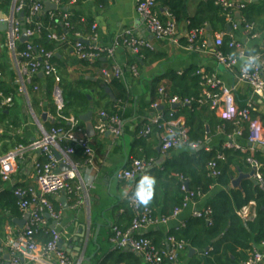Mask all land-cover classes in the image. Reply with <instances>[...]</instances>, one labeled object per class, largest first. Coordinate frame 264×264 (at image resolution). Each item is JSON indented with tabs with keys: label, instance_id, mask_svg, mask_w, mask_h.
Returning <instances> with one entry per match:
<instances>
[{
	"label": "crops",
	"instance_id": "1",
	"mask_svg": "<svg viewBox=\"0 0 264 264\" xmlns=\"http://www.w3.org/2000/svg\"><path fill=\"white\" fill-rule=\"evenodd\" d=\"M75 1V4H66L62 9L69 14L73 29H76L83 37L87 38L93 35L92 27L95 25L94 33L97 43L111 48L115 39L122 37L126 31L130 30L153 47V51L143 50L139 56H133L128 50L119 47L115 50L112 60L103 58L101 59V64L91 66L78 61L74 56L73 43L75 38L73 35L66 36V43L58 44L50 41V45L53 46V53L58 61L54 66L60 77V85L66 90V93H71L74 89H77L79 83H85L80 87L81 90L79 92L89 96L90 106L86 113L90 110L93 113L91 122L94 126L95 135L88 138L94 151L95 162L93 166H84V158L80 151H77L73 160L79 165V178H77L76 183L72 184L73 193L70 195L62 194L56 198L49 197V199H54L58 203L56 207L52 205L54 210L59 211L62 216L57 229L65 233L64 240L68 245L70 253L67 254L70 258L76 261L80 256H83L82 264H104L105 259L113 252L109 241L112 229L128 230L130 227V213H132L126 199L129 184L119 181L116 178V174L126 170L132 160L140 158L145 162L146 157L151 152L160 153L159 158L151 159L149 162L150 166L140 176L145 179L149 174L151 182L148 189L150 206L153 208L157 218H160L163 212H167L164 209L170 207V199L175 186L166 179L157 180V175L163 172V166L170 157H177L183 152H191L189 150H192L182 145L173 149L171 155H168V152L162 153L161 150L158 151L160 134L154 131L155 129L143 142V150L136 149L140 139L138 133L155 115L151 106L154 104L152 101L157 88L169 86V77L171 75L181 76L190 70L213 75L225 87L233 89L234 102L237 108L243 109L250 105L252 118L261 121L263 126L264 100L253 98L249 86L238 81V68L228 71L218 65L212 55L214 48L213 46L209 47L208 42L211 41L213 44L215 35L221 33L214 31L208 22L205 21L203 24L207 39V49L191 51L187 48L186 36L190 22L201 19V17L203 19L212 17L208 11V6L215 0H166L167 3L162 2L165 0L158 1L156 13L159 17L168 10L173 11L176 15V43L157 41L147 32L136 14V0ZM231 1L242 4L252 10H261L264 6V0ZM11 9L12 3L7 8L0 9V17L3 15L6 18L9 17ZM43 13L46 12L43 11ZM42 14L35 18H39ZM35 18L32 19V27L39 24L34 21ZM26 19L23 18L21 20L19 16L22 31L25 30L26 25L23 22ZM233 19L237 24H240V21L242 22L240 12H234ZM250 27L252 29L251 32L241 25L238 30L230 32L243 51V57L238 64L243 63L249 57H256L261 54L260 48L264 42V15L256 17ZM55 35L58 36L57 33ZM252 35H256L257 38H253ZM35 39H28L27 43L35 44ZM24 44L26 45V43ZM18 50H20V42ZM115 65L121 67L124 71V77L118 82L125 90L124 99L116 103L122 113V133L118 138H114L109 133L99 134L95 130L100 121V113L110 108L111 104L115 102L117 94V90L114 87L104 88L103 85L107 84L102 79L101 71L109 70ZM130 66L136 67V75H133L128 70ZM0 73L2 76L0 85L4 88L3 91L5 93H9L8 96L13 101L12 107H0V112L6 110L3 117L0 116V157L5 156L19 145L26 147L37 140L40 136L39 127L46 131L53 127H67L57 117L53 102L55 84L52 77L39 74L40 80L33 86L37 87L38 91L35 92L33 88L29 87L28 99L20 93L16 84V70L9 53L5 33H0ZM106 90L109 91V94L106 93ZM164 110L169 109L164 106ZM176 110L173 111L175 112ZM213 115L218 119L214 113ZM71 116L79 120L82 115ZM176 119L181 120L185 125L184 118L176 117ZM80 127L86 132L85 125L81 121ZM222 129L207 137L205 144L194 150L205 149L206 152H209L223 147L228 138L233 137L234 132L224 134ZM247 131L250 133L248 129ZM233 138L234 143L245 150L244 153L255 159V153L259 150L255 149L251 152L248 138L244 139L242 136ZM40 159V154L26 151L23 159L17 163V172L10 181L3 183L0 179V195L5 192H13L16 187L36 190L37 185L33 165L35 161ZM231 169L236 172L233 180L237 179L240 174L249 175L253 171L248 163L245 166L243 165L242 170H236L235 167H231ZM244 181L250 182L253 186L258 185H255L249 179L242 180L241 185ZM78 187H80L79 190ZM229 189L235 188L230 185ZM223 190L224 188L219 186L211 187L206 195L183 210L176 219L171 220L166 225L149 228L140 233V236L149 235L151 239L156 240L159 235L166 237L171 231L183 228L186 222L190 219H195L193 218L194 212L205 210L208 201ZM70 196L75 200L70 198ZM62 197L66 199V209L57 201V199ZM53 223L48 218L49 228L52 227ZM21 224L22 227H20ZM24 224L25 219L19 211L18 215L12 218L7 212L0 211V244L7 240L11 230L21 229ZM83 230L85 233L84 241L80 252L77 253ZM41 239L42 237H39V241ZM254 250L264 254L263 245L254 247ZM196 254L195 252L193 256ZM180 256H183V252ZM190 259L188 254V260L180 264H189ZM139 260L144 264L141 258Z\"/></svg>",
	"mask_w": 264,
	"mask_h": 264
},
{
	"label": "built area",
	"instance_id": "2",
	"mask_svg": "<svg viewBox=\"0 0 264 264\" xmlns=\"http://www.w3.org/2000/svg\"><path fill=\"white\" fill-rule=\"evenodd\" d=\"M1 1V0H0ZM29 4V18L23 23L31 26L32 19L43 13L45 3L56 6L57 17L62 21L63 28L71 29L69 24L70 16L62 10L64 5L75 4V0H26ZM98 1V0H97ZM159 0H136V14L139 21L143 24L147 32L157 41H167L176 43V20L166 11L162 21L156 13V7ZM215 5L220 7L225 14L226 20L230 25L231 31H236L243 23L237 24L233 19L234 12H240L244 8L242 4L231 0H215ZM25 7L24 0H12V9L9 17L6 18L8 31L5 38L9 53L11 55L13 66L16 70V84L20 93L28 99V88L32 86V80L42 74L52 77L55 87L53 89V102L57 117L67 125L66 128L53 127L49 131L39 127L40 136L37 140L28 146H18L3 157H0V179L3 183H8L12 176L17 172V163L23 159L26 151H33L40 154L41 159L34 162V176L37 189L18 187L13 190V195L17 199V208L25 219V224L21 229H13L7 240L0 244V264H82L83 256L76 261L63 250L59 249L58 243L64 240L65 233L60 232L57 226L61 222L62 216L59 211H55L49 201V197H59L60 195H70L73 193L72 184L79 178V165L73 160L77 151H80L84 158V166H93L95 162L94 151L91 148L90 140L84 129L80 127V121L73 116H63L64 96L60 89V77L53 64L54 53L48 52L42 47H36L31 43H26L25 48L18 50V44L22 36V24L19 16ZM51 18H54L51 15ZM246 30L251 32V27L245 25ZM96 26L92 27L90 37H83L80 33H75L73 43V54L80 62L88 63L93 66L99 60L105 58L112 60L114 52L121 47L128 50L133 56H139L143 50L153 51L152 45L146 40L136 36L128 30L122 37L113 41L111 48L99 45L95 36ZM41 34V25L36 24L32 29H25V35L28 39H33ZM225 34H217L213 39V57L218 65L231 71L238 68V81L245 83L251 90L253 98L264 100V42L261 45V54L256 57H249L243 63L238 64L243 57V51L234 37L229 33V42L227 48L234 50L233 54H225L220 48L224 45ZM257 38L256 35H252ZM49 41L66 43L65 35H55L50 33L47 36ZM81 41H86L85 45ZM187 48L193 50H206L207 41L204 28L198 30H188L186 36ZM128 70L137 74L136 67L130 66ZM201 78V95L197 100L200 106H207L211 112L222 122L232 123L236 127L233 137L242 136L244 127L250 132L248 143L252 145L251 152L255 150L254 146L264 147V126L258 119L252 118L251 106L243 109L237 108L233 89L225 87L213 75H206L197 72ZM101 76L105 84L112 81H120L124 77V71L121 67L115 65L109 70H102ZM0 73V79H1ZM37 92L38 88L33 87ZM158 95H164V89L158 90ZM192 101H181L177 97L164 101V103H154L151 108L155 112L154 117L138 133L139 138L149 137L155 129L160 134V150L167 153L182 145L194 150L197 147L187 145V128L181 120L175 118L173 105L186 106ZM13 101L10 96L6 97L0 92V107H12ZM168 107L170 113L168 120L164 119L160 107ZM99 134L109 133L114 138L120 137L122 133V119L119 116H108L100 113L99 124L95 127ZM229 137L223 148L226 150H240L242 148L234 143V138ZM57 155L60 161L57 160ZM224 157L220 154L209 164V176L217 178L220 175L217 163L223 161ZM248 165L254 171V181L263 187V181L260 174L262 166L253 157L247 159ZM61 165L68 167L69 171L56 174L55 172ZM150 166L141 160H132L126 170L118 172L116 178L129 184V191L126 199L133 214V220L128 230L122 232L117 228L112 229V235L109 239L112 251H130L141 258L144 264H175L179 255L185 250L186 245L177 242L173 237L166 238L163 247L157 248L152 242L140 233L160 225H166L171 220L176 219L180 213L194 203L195 198H200L199 194L188 193L186 185L183 190L186 191L185 197L180 208L174 210L169 218L154 217L153 211L142 206L139 200L132 195L135 180L143 175L147 167ZM80 187H78V190ZM209 209L196 211L193 218L202 219L211 216ZM238 217L244 222H251L255 218V204L250 203L242 207L237 212ZM48 218L55 223L53 229L49 228ZM49 229V230H48ZM41 234L47 235V242L39 241ZM264 246V243L262 244ZM8 255L9 260L4 257ZM245 264H264V254L254 251Z\"/></svg>",
	"mask_w": 264,
	"mask_h": 264
},
{
	"label": "trees",
	"instance_id": "3",
	"mask_svg": "<svg viewBox=\"0 0 264 264\" xmlns=\"http://www.w3.org/2000/svg\"><path fill=\"white\" fill-rule=\"evenodd\" d=\"M167 1L165 0L162 2L167 3ZM10 3H12V0H1L0 9L7 8ZM24 3L25 7L22 14L25 19L29 17V4L26 0H24ZM208 9L212 17L206 19L201 17V19L191 21L188 30L202 29L204 28V22H208L214 31L226 35L224 37V45L220 50L225 54H233L234 50L227 48L229 36L225 31L226 27L230 25L226 20L225 14L220 7L215 5V2L211 3ZM168 12L176 20L175 13L170 10H168ZM51 15H53L54 18H51ZM56 15L57 13L55 12H46L39 18L34 19L36 23L41 25V34L35 37L34 46L42 47L48 52H53V46L50 45L51 42L47 39L50 33L55 32L58 36H74L75 33H78L76 29H73L70 19L69 24L71 29L66 30L62 26V21ZM262 15H264V6L261 10H252L244 6V8L240 10V16L243 22L241 26L245 27V25H247L250 27L254 23L255 18ZM160 19L162 21L164 20V14L160 16ZM32 28H34V25L33 27L25 26V29ZM24 48L25 44L20 43V50L22 51ZM52 62L54 65L58 62L56 56H54ZM99 64H101V60L95 63V65ZM197 72L198 71L190 70L181 76L171 75L169 77L170 85L162 87L165 97L158 95V90L160 88H157L152 103H164V101L174 97H177L181 101H192L190 105L181 106L174 114L175 118L182 117L185 120L188 138L187 145L189 144L200 148L205 144L207 137L213 135L221 128H223L224 134H230L236 131V127L232 123H226L216 119L207 106H200L197 104V100L202 91L200 86L201 78L197 75ZM34 79L35 80H32V86H30L31 89L35 83L40 80L39 76H36ZM84 84L83 82L79 83V87L74 89L67 99H64L63 116H80L89 110L90 101L86 95L79 92L81 90L80 87ZM103 86L104 88L114 87L117 90L115 102L111 104L110 108L104 110L103 113L108 116L121 117L122 113L116 103L124 99V88L115 80ZM30 88H28V91ZM3 90L4 88L0 85V92L8 97L9 93H5ZM4 111L0 112L1 117H3ZM169 113V110L161 111L165 120H168ZM249 136L250 133H248L247 129L244 127L242 138L247 139ZM145 139L147 138L139 139L136 149L143 150V142ZM171 151L168 152V155H171ZM189 151L191 152H183L177 157H170L163 166V172L157 175V180L166 179L175 186L170 199V207L164 209V211L167 212H163L160 217L169 218L175 209L181 207L188 193H194L195 195L199 194L202 197L209 192L211 187L219 186L224 188V190L210 199L206 207V209L212 212L211 216L202 219H190L185 223L183 228L171 231L166 237L159 235V238L154 240L151 239V236L145 235L144 238L150 240L157 248L163 247L168 237H173L177 242L184 243L186 248L183 251V256L179 255L175 264H180L188 260L189 248L197 253L195 256L191 257L189 264H245L250 258V255L255 251L254 247L264 243V154L260 151H256L255 153V159L262 166L260 174L263 187L260 185L253 186L250 182L244 181L240 190H230L229 186L236 176V172L232 171L231 167H235L236 170H242L243 165H247V159L249 158L248 154L242 153L240 150H226L223 147L209 152H206L205 149ZM218 154L224 157L223 161L217 163L220 175L217 178H211L209 176V164L216 159ZM159 157L160 153L153 151L146 157L145 162L149 163L151 159L154 160ZM137 159L144 161L140 158ZM147 180L149 182H146L142 177H138L134 182L132 195L139 200L142 206L148 207L153 211V208L150 206L148 192L149 185H151L149 174ZM185 184H187L188 193L183 190ZM70 198L74 199L72 196H70ZM200 198H195L194 201H198ZM144 199L147 200V203L143 202ZM49 201L54 207L58 205L54 199L50 198ZM250 203L255 204V218L251 222L244 223L238 217L237 212ZM16 204L17 199L14 197L13 192H5L0 195V211L7 212L11 218L18 215ZM153 213L154 217H157L154 211ZM130 216L129 221L131 225L134 216L132 213H130ZM125 231L126 230H122V232ZM39 237H42L41 242L43 243L48 240L45 234H41ZM104 264L142 263L133 253L113 251L112 254L105 259Z\"/></svg>",
	"mask_w": 264,
	"mask_h": 264
},
{
	"label": "water",
	"instance_id": "4",
	"mask_svg": "<svg viewBox=\"0 0 264 264\" xmlns=\"http://www.w3.org/2000/svg\"><path fill=\"white\" fill-rule=\"evenodd\" d=\"M44 6H45L44 12H54V11L57 10L56 6L51 5L49 3H45ZM23 18H24V15L21 14L20 15V19L22 20ZM7 31H8V24L6 22V16L3 15V16L0 17V33L3 34V33H6ZM226 32H227V34H229L231 32L230 26L226 27ZM27 42H28V38L25 35V30H23L22 31V36H21V39H20V43L24 44V43H27ZM81 42L84 43L85 45H88V43L86 41H81ZM208 46L209 47L213 46L211 41L208 42ZM40 75L42 76V74H40ZM106 93L109 94V91L106 90ZM180 107H181V105L177 104V105H173L171 107V109L172 110H176V109H178ZM162 110H164V107H160V111H162ZM92 116H93V113H92V110H90L88 113H86V114H84V115L79 117V120L81 122H83L84 125H85L87 136L90 137V138L95 135L94 126L92 125V122H91ZM160 147L161 146H159L158 151H160ZM249 147H252V145H249ZM254 148L259 150L260 152L264 153V147L254 146ZM56 157H57L58 161L61 160L59 155H57ZM67 171H69L68 167H66L64 165H61L59 167V169L55 173L59 174V173L67 172ZM253 176H254V171H252L249 175L240 174L237 179L232 180L231 185L235 189H240L241 182L244 179H249L252 183L257 185V183L253 179ZM185 185H186V188H187V184H185ZM57 201L60 202L64 206L65 209L67 208L66 199L64 197L57 199ZM54 226H55V224L53 223L51 228H53ZM20 227H22V224L20 225ZM84 237H85V233H84V230H83V236L81 237V240L79 241L80 247L78 248L77 253L80 252V250H81V245H82V243L84 241ZM58 247H59V249L65 251L66 253H70V251L68 249V245L65 243V240H60L59 243H58ZM126 252L131 253L130 251H126ZM194 254H195V251L193 249L189 248V258H191ZM4 259L6 261H8L9 260L8 255H6L4 257Z\"/></svg>",
	"mask_w": 264,
	"mask_h": 264
},
{
	"label": "rangeland",
	"instance_id": "5",
	"mask_svg": "<svg viewBox=\"0 0 264 264\" xmlns=\"http://www.w3.org/2000/svg\"><path fill=\"white\" fill-rule=\"evenodd\" d=\"M60 89L63 92L64 99H67L68 98V94L70 95V93H66V90L62 87V85H60ZM86 97L88 98L89 96L87 95Z\"/></svg>",
	"mask_w": 264,
	"mask_h": 264
},
{
	"label": "clouds",
	"instance_id": "6",
	"mask_svg": "<svg viewBox=\"0 0 264 264\" xmlns=\"http://www.w3.org/2000/svg\"><path fill=\"white\" fill-rule=\"evenodd\" d=\"M145 181H146V182H149V181L147 180V178H145ZM153 182H154V181H153ZM143 202H144V203H147V200L144 199Z\"/></svg>",
	"mask_w": 264,
	"mask_h": 264
}]
</instances>
